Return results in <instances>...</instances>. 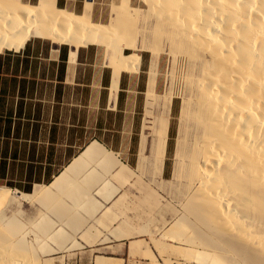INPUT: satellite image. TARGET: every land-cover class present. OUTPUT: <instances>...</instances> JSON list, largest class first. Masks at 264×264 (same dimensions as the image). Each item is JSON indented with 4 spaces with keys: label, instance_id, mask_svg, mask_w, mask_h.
Wrapping results in <instances>:
<instances>
[{
    "label": "bare ground",
    "instance_id": "6f19581e",
    "mask_svg": "<svg viewBox=\"0 0 264 264\" xmlns=\"http://www.w3.org/2000/svg\"><path fill=\"white\" fill-rule=\"evenodd\" d=\"M144 2L147 10L134 7L131 0H121V9L113 12L110 23L99 24L91 19V0L83 14L59 7L58 0H38L36 4L0 0V53L19 50L32 38L70 44L74 49L106 45L113 50L118 80L123 71H138L142 56L137 51L148 50L153 56L150 97L156 95L161 54L169 52L173 63L186 61L187 98L177 155L181 185L158 196L159 203L162 200L170 206L166 210L173 216L156 221L161 238L155 241L163 246L165 238H172L180 245L202 246L211 253L202 250L200 257L199 252L195 255L212 264H264V0ZM143 13L153 16L154 26L149 31L153 41L144 37L138 43L136 26ZM124 48L132 52L125 54ZM166 97L169 103L171 96ZM171 108L166 107L160 120L155 163L161 179L165 176ZM115 155L93 142L49 185L36 186L32 193L0 186V264H33L32 260L37 264L31 258L25 232L19 230L21 224L15 216L8 217L1 206L15 210L24 202H39L80 228L83 222L72 209L94 212L107 203L113 208L128 196L103 176L107 166L120 169L118 173L130 168ZM94 195H100V200ZM159 208V212L163 210ZM43 214L36 226L50 239L62 238L57 241L65 244L69 235L61 232L62 228L50 234L55 223Z\"/></svg>",
    "mask_w": 264,
    "mask_h": 264
},
{
    "label": "rangeland",
    "instance_id": "374dc122",
    "mask_svg": "<svg viewBox=\"0 0 264 264\" xmlns=\"http://www.w3.org/2000/svg\"><path fill=\"white\" fill-rule=\"evenodd\" d=\"M23 1L30 4L38 2V0ZM85 2L86 0H58L57 4L59 7L71 12L82 14L85 10ZM120 2L121 0H93L90 11L91 19L99 24H109L113 12L121 9ZM131 4L144 10L148 8V4L144 0H131ZM144 15H147V19ZM153 26L152 14H141L137 20L136 42L139 43L144 37L148 42H152V35L149 31L152 30ZM46 42L51 43L49 40H46ZM124 46V44H121L122 48ZM97 47L100 52V62L105 66L112 65L113 50L106 45H97ZM131 52L130 49L124 50L125 54ZM137 53L142 56L140 71H125L124 78V105L129 118L124 119L122 130L120 128L121 118L119 116L118 118L109 116L106 134L104 135L103 132L98 134L99 138L106 139L107 142H101V144L106 147L107 151L116 154L117 156H114L116 160L119 158L130 166V168L121 169L119 173L120 169L107 166L106 169L108 170L104 175L102 173L105 179L111 180L121 190L126 191L127 198H124L125 200L121 204L113 208L112 203H107L103 208L95 210V213L87 208L73 207L72 212L83 222V225L81 224L80 228L77 229L64 221L65 219L57 216L54 209L51 210V207H45L39 202H24L15 210L6 205L1 206L8 217L15 216L19 222L16 221L21 224L18 226L19 230L25 232V240L30 246H28L29 249L31 248V258H34L37 264H212L210 260L206 262L198 258L202 250L211 253L209 249H204L202 246L180 245L172 238H165L163 246L155 241L161 238L157 235L156 221L161 220L163 217L170 219L173 216L168 209L166 210L170 206L162 200L159 203L158 196L165 195V192L174 191L175 188L181 185L178 177L181 164L177 155L181 151L180 131L182 112L187 98L185 79L189 73V66L182 59L173 63L170 53L163 52L159 59L156 95L150 97L147 90L149 73L152 68L151 63L153 62L152 52L143 50L137 51ZM166 96H171L170 104ZM166 107H172V115L165 176L161 179L157 172L155 160L159 153L157 142L160 120ZM110 124H113V126H109ZM99 167L100 169L104 168L103 165ZM110 170L114 171L115 176ZM103 176L98 182L99 185L104 180ZM0 186L6 185L0 184ZM151 193H154V195ZM94 196L98 200L101 198L100 195ZM68 200L66 201L70 203ZM146 202L148 203L146 204ZM152 202H154V206ZM159 207L163 208L160 212ZM43 212L47 214V219L53 220V223H55L54 228H50V234H54L62 228L61 232L64 230L63 233L67 234L66 236L69 235L68 238L73 243L70 240L68 241L67 238V241H65L67 246H65L66 243L63 244L66 249L62 244L63 247L59 244L62 241L58 243L60 238L55 240L51 238V240L50 236L42 233V228L39 225L36 226L35 223L40 220V215ZM170 214L172 215L170 216ZM122 221L125 222L121 223ZM20 236L14 238L13 241L20 239ZM107 236L110 239L107 242L102 241ZM74 243H77L75 248L71 247ZM40 244L44 246L45 251ZM100 258L103 260L102 262H99ZM32 262L35 264L33 260Z\"/></svg>",
    "mask_w": 264,
    "mask_h": 264
},
{
    "label": "crops",
    "instance_id": "0c3cea01",
    "mask_svg": "<svg viewBox=\"0 0 264 264\" xmlns=\"http://www.w3.org/2000/svg\"><path fill=\"white\" fill-rule=\"evenodd\" d=\"M100 61L97 45L41 38L0 53L1 185L26 193L49 185L93 142H107L98 134L109 116L123 130L126 72L117 80L114 65Z\"/></svg>",
    "mask_w": 264,
    "mask_h": 264
},
{
    "label": "water",
    "instance_id": "95a60500",
    "mask_svg": "<svg viewBox=\"0 0 264 264\" xmlns=\"http://www.w3.org/2000/svg\"><path fill=\"white\" fill-rule=\"evenodd\" d=\"M91 1H93V0H91Z\"/></svg>",
    "mask_w": 264,
    "mask_h": 264
},
{
    "label": "trees",
    "instance_id": "16d2710c",
    "mask_svg": "<svg viewBox=\"0 0 264 264\" xmlns=\"http://www.w3.org/2000/svg\"><path fill=\"white\" fill-rule=\"evenodd\" d=\"M30 193V192H29Z\"/></svg>",
    "mask_w": 264,
    "mask_h": 264
}]
</instances>
